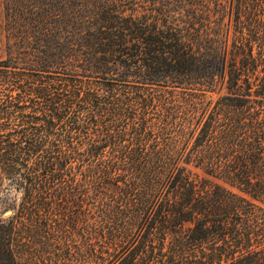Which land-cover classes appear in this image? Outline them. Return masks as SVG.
I'll return each mask as SVG.
<instances>
[{"label":"trees","instance_id":"obj_1","mask_svg":"<svg viewBox=\"0 0 264 264\" xmlns=\"http://www.w3.org/2000/svg\"><path fill=\"white\" fill-rule=\"evenodd\" d=\"M138 2L0 0V264H264V0Z\"/></svg>","mask_w":264,"mask_h":264},{"label":"rangeland","instance_id":"obj_2","mask_svg":"<svg viewBox=\"0 0 264 264\" xmlns=\"http://www.w3.org/2000/svg\"><path fill=\"white\" fill-rule=\"evenodd\" d=\"M140 2L147 4V6H157L159 10L168 11L176 20L181 16L179 11L184 0H140ZM138 2V3H140Z\"/></svg>","mask_w":264,"mask_h":264},{"label":"water","instance_id":"obj_3","mask_svg":"<svg viewBox=\"0 0 264 264\" xmlns=\"http://www.w3.org/2000/svg\"><path fill=\"white\" fill-rule=\"evenodd\" d=\"M10 212V210H7L5 213L8 214Z\"/></svg>","mask_w":264,"mask_h":264}]
</instances>
